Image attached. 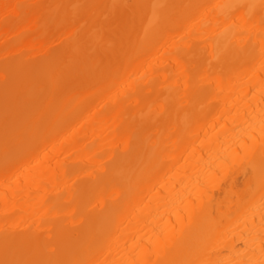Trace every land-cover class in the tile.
I'll return each mask as SVG.
<instances>
[{
  "label": "bare ground",
  "instance_id": "bare-ground-1",
  "mask_svg": "<svg viewBox=\"0 0 264 264\" xmlns=\"http://www.w3.org/2000/svg\"><path fill=\"white\" fill-rule=\"evenodd\" d=\"M0 264H264V0H0Z\"/></svg>",
  "mask_w": 264,
  "mask_h": 264
}]
</instances>
